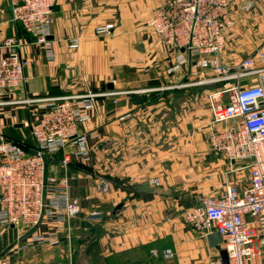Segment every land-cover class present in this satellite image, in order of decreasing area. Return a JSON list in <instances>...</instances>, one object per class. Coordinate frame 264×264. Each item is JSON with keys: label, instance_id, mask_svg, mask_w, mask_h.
I'll use <instances>...</instances> for the list:
<instances>
[{"label": "crops", "instance_id": "0c3cea01", "mask_svg": "<svg viewBox=\"0 0 264 264\" xmlns=\"http://www.w3.org/2000/svg\"><path fill=\"white\" fill-rule=\"evenodd\" d=\"M159 4L56 0L49 56L9 21L7 0H0L5 9L0 54L6 51L3 40L15 36L27 60L24 85L0 90V134L32 151L31 125L44 108L23 99L86 90L114 93L96 99L85 127L89 159L74 155L72 144L46 159V175L68 178V196L79 200L80 212L66 223L45 215L31 228L0 223V264H188L214 255V245L184 222L183 211L198 195L222 196L228 183L245 189L249 172L238 168L243 162L230 164L211 152L208 139L215 126L207 97L199 93L224 83L176 86L193 77L188 64L172 69L177 53L145 26ZM231 18L222 61L235 67L253 56L254 67L264 66L259 56L264 54V0H237ZM103 23H113V31L94 36V27ZM70 38H78L76 48L67 47ZM257 82L256 74L242 80ZM134 93L145 94V100L133 104ZM65 152L70 160L62 166ZM154 177L157 185L150 183ZM91 211H100L101 218L90 219ZM35 234L57 242L31 241Z\"/></svg>", "mask_w": 264, "mask_h": 264}, {"label": "built area", "instance_id": "2783aa9c", "mask_svg": "<svg viewBox=\"0 0 264 264\" xmlns=\"http://www.w3.org/2000/svg\"><path fill=\"white\" fill-rule=\"evenodd\" d=\"M237 0H160L147 17L145 26L177 54L172 69L188 64L193 80L182 85L223 82V86L207 94L212 127L209 147L214 155L227 162H243L247 168L248 186L239 190L226 185L222 196L198 195L197 203L183 211L184 222L200 236L216 232L225 249L229 264H264V66L254 67L253 56L235 67L221 59L226 33L233 24L231 10ZM56 0H7L9 21L18 24L33 41L42 45L49 56L50 26ZM5 9L0 8L1 15ZM114 29L113 23L98 24L96 37ZM68 48L78 46V38L66 40ZM0 54V90H14L25 83L26 58L20 54L17 37L5 38ZM264 59V54L259 55ZM258 76L256 84L243 79ZM114 95L108 91L74 92L59 96L25 98L40 102L43 112L31 125L34 140L32 151L19 142L0 134V223L35 227L42 217H54L66 223L80 212V202L68 196V178L46 175V159L72 144L73 154L89 159L88 127L96 99ZM217 125H221L218 126ZM84 127L85 130L81 128ZM70 160L65 152L62 166ZM150 183H159L156 177ZM48 197V198H47ZM48 199V201H47ZM100 211H91L90 219H100ZM253 217L249 221L247 217ZM53 236L35 234L31 241L48 240ZM51 238V239H50ZM188 264H222L219 255Z\"/></svg>", "mask_w": 264, "mask_h": 264}, {"label": "water", "instance_id": "95a60500", "mask_svg": "<svg viewBox=\"0 0 264 264\" xmlns=\"http://www.w3.org/2000/svg\"><path fill=\"white\" fill-rule=\"evenodd\" d=\"M108 88H111V85L109 84L108 85ZM145 94L143 93H134L131 98H130V101L133 103V104H140L142 103L144 100H145ZM100 187L102 186L99 185ZM121 205H117V207L115 208L116 210L120 208ZM208 238V241H209V244L210 245H215L217 243H219L221 241L219 235L214 232V233H211L207 236ZM218 255L220 257V260H221V263L222 264H229V261H228V257H227V253L225 251L224 248L220 247L218 249Z\"/></svg>", "mask_w": 264, "mask_h": 264}, {"label": "rangeland", "instance_id": "374dc122", "mask_svg": "<svg viewBox=\"0 0 264 264\" xmlns=\"http://www.w3.org/2000/svg\"><path fill=\"white\" fill-rule=\"evenodd\" d=\"M215 89H217V88H215ZM186 90V89H185ZM162 93H164V92H162ZM184 93V91L183 92H181L180 94H178V95H176V97H182V95L181 94H183ZM201 94H203V96L204 97H207V94L208 93H202V92H200L199 93V95H201ZM158 95V94H157ZM159 96V95H158ZM158 96H154V97H158ZM163 97H164V94L162 95ZM184 97V96H183ZM156 110L157 109V106H155V107H152V110ZM153 120H154V118H152ZM155 121V120H154ZM24 145V144H23ZM25 146V145H24ZM203 237V236H202ZM222 242L220 241L219 243H217V244H215L214 245V256H217L218 255V249L222 246ZM212 256V255H211ZM204 260H206V259H204ZM204 260H200V261H204Z\"/></svg>", "mask_w": 264, "mask_h": 264}, {"label": "trees", "instance_id": "16d2710c", "mask_svg": "<svg viewBox=\"0 0 264 264\" xmlns=\"http://www.w3.org/2000/svg\"><path fill=\"white\" fill-rule=\"evenodd\" d=\"M18 142V141H17ZM25 149H27L21 142H19Z\"/></svg>", "mask_w": 264, "mask_h": 264}]
</instances>
